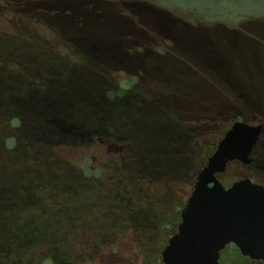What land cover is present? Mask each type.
Wrapping results in <instances>:
<instances>
[{"label":"trees","instance_id":"obj_1","mask_svg":"<svg viewBox=\"0 0 264 264\" xmlns=\"http://www.w3.org/2000/svg\"><path fill=\"white\" fill-rule=\"evenodd\" d=\"M34 18L49 26L53 39L37 36L31 26L23 42L0 51V162L22 151L39 164L55 151L102 139L121 148V167L135 180L184 185L190 188L187 201L208 147L229 124H264V53L254 45L224 37L215 41L227 42L221 50L208 40L200 49L194 44L176 51L180 39L164 18L148 36L122 22L111 27L87 19L54 24ZM1 34L16 38L19 31ZM252 155L246 167L264 172V129ZM57 165L48 179L31 174L16 196L0 184V264L120 263L121 250L108 242L90 254L71 246L70 169ZM87 165V159L85 166L77 165L82 178ZM4 169L1 163L0 175ZM64 172L67 179L56 175ZM120 197L122 213L137 223L140 211L127 195ZM83 220L75 219L73 226ZM103 251L116 260L105 261Z\"/></svg>","mask_w":264,"mask_h":264},{"label":"rangeland","instance_id":"obj_2","mask_svg":"<svg viewBox=\"0 0 264 264\" xmlns=\"http://www.w3.org/2000/svg\"><path fill=\"white\" fill-rule=\"evenodd\" d=\"M128 10H132V13H127ZM34 17L54 24L58 21L71 24L79 19H87L109 23L112 27L111 23L122 22L128 24L135 34L144 33L146 36L153 34L156 25L162 24L160 20L164 18L172 23L170 26L180 39L174 43L176 51L194 44L200 49V45L208 40L213 42L214 48L221 50L227 42L218 45L215 41L222 42L225 37V40L229 38L233 43L237 40L254 45L255 50L264 53V0H0V51L23 42L24 34H28L27 27L31 26L37 36L53 39L54 33L49 26L36 21ZM17 30L19 34L16 38L1 34H12ZM93 31L96 34L102 32L99 29ZM33 51L38 53L36 46ZM127 51L133 56L140 55L138 49ZM126 79L124 76L121 81ZM102 141L100 139L86 148L55 151L39 164L31 163L33 157L26 152L23 155L21 151L8 162H0L6 169L3 170L4 175L3 172L0 175V184L6 188L7 194L16 196L23 191L21 183H26L31 174L38 176L40 173L43 180L53 176L56 168L60 167L57 165L59 161L64 164L61 166L70 169L72 191L66 194L69 205L66 213L71 219L70 244L76 252L90 254L94 247L108 242L110 246L107 247L121 250V257L118 258L122 259L120 263L110 264H130L131 260L148 264L163 248L165 235L170 232L169 226L180 212L179 208H183L190 188L184 185L168 188L164 183L135 180L121 167L124 160L121 148H108L109 144ZM86 159L89 172L87 177L82 178L77 165L85 166ZM66 172L56 175L61 176ZM218 177L227 187L245 177L264 183V172L254 173L253 169L238 161ZM63 178L67 179V175H63ZM122 195H127L135 209L140 211L137 223L127 216L129 213H122ZM79 217L84 220L73 226ZM236 254L234 246H231L222 254L220 261L224 264H242V259L241 262L237 261L241 253ZM103 255L105 261L116 260L111 252L103 251ZM98 260L90 263H98Z\"/></svg>","mask_w":264,"mask_h":264},{"label":"water","instance_id":"obj_3","mask_svg":"<svg viewBox=\"0 0 264 264\" xmlns=\"http://www.w3.org/2000/svg\"><path fill=\"white\" fill-rule=\"evenodd\" d=\"M263 129L236 120L208 147L190 197L148 264H224L221 252L231 244L264 264V185L242 178L227 187L218 177L232 162L252 163Z\"/></svg>","mask_w":264,"mask_h":264},{"label":"flooded vegetation","instance_id":"obj_4","mask_svg":"<svg viewBox=\"0 0 264 264\" xmlns=\"http://www.w3.org/2000/svg\"><path fill=\"white\" fill-rule=\"evenodd\" d=\"M260 138H261V136H260ZM102 142H105V141H102ZM259 142V141H258ZM258 144V143H257ZM257 146V145H256ZM112 146L111 145H109L108 146V148H111ZM253 156V155H252ZM253 162V161H252ZM252 164V163H251ZM255 182V181H254ZM256 183H258V184H262V185H264V183H262V182H256ZM178 215V214H177ZM175 220V219H174ZM172 226V225H171ZM234 244H231V245H228L222 252H221V256H222V254L226 251V250H228V248H231V246H233ZM235 246V245H234ZM235 249V248H234ZM221 258V257H220ZM239 258L240 259H242L243 261H242V264H257L258 262L257 261H255V260H252V259H250L249 257H245V256H239ZM221 262V261H220Z\"/></svg>","mask_w":264,"mask_h":264}]
</instances>
